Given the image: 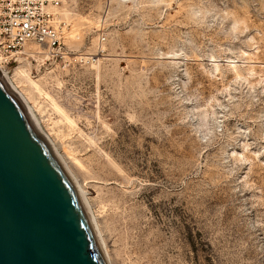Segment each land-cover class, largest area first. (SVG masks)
Listing matches in <instances>:
<instances>
[{"label":"rangeland","instance_id":"1","mask_svg":"<svg viewBox=\"0 0 264 264\" xmlns=\"http://www.w3.org/2000/svg\"><path fill=\"white\" fill-rule=\"evenodd\" d=\"M56 1L8 81L107 264H264V0Z\"/></svg>","mask_w":264,"mask_h":264},{"label":"water","instance_id":"2","mask_svg":"<svg viewBox=\"0 0 264 264\" xmlns=\"http://www.w3.org/2000/svg\"><path fill=\"white\" fill-rule=\"evenodd\" d=\"M0 264H104L53 149L1 72Z\"/></svg>","mask_w":264,"mask_h":264},{"label":"built area","instance_id":"3","mask_svg":"<svg viewBox=\"0 0 264 264\" xmlns=\"http://www.w3.org/2000/svg\"><path fill=\"white\" fill-rule=\"evenodd\" d=\"M56 0H0V72L9 73L11 62L26 44L60 47Z\"/></svg>","mask_w":264,"mask_h":264},{"label":"bare ground","instance_id":"4","mask_svg":"<svg viewBox=\"0 0 264 264\" xmlns=\"http://www.w3.org/2000/svg\"><path fill=\"white\" fill-rule=\"evenodd\" d=\"M5 77H6V79L8 80V75H6V74H4V73H2ZM20 98H21V96H20ZM21 100H22V98H21ZM23 101V100H22ZM26 106V105H25ZM30 112H31V110H30ZM28 113H29V111H28ZM30 114V113H29ZM31 117V116H30ZM32 118V117H31ZM34 123V122H33ZM34 125H35V123H34ZM35 127H37L36 125H35ZM38 128V127H37ZM36 128V129H37ZM39 129V128H38ZM37 129V130H38ZM52 148V147H51ZM53 149V148H52ZM54 151V150H53ZM54 153H56L55 151H54ZM56 155V154H55ZM56 157H57V159H58V161H59V163H60V165H61V168H62V170H63V172H64V174H65V176H66V178H67V180L69 181V183L71 184V186H72V188H73V190H74V192H75V194H76V196H77V198H78V201H79V204H80V206H81V209H82V211H83V213H84V215H85V217H86V219H87V222H88V224H89V227H90V229H91V232H92V235H93V238H94V241H95V244H96V247H97V249H98V251H99V253H100V255H101V257H102V259H103V261H104V264H107V262H106V258H105V251H104V249H103V244L101 243V240H100V238H99V241H98V239H97V236H96V234H95V231H94V229H93V225H92V223H91V219H90V216H89V214L87 213V210L85 209L86 207L84 206V204H83V201H82V199H81V197H80V195H79V193H78V191H77V189L75 188V186H74V184H73V181H72V179H71V177L67 174V172L64 170V168H63V164H62V162H61V160H60V158L58 157V155H56ZM100 243V244H99Z\"/></svg>","mask_w":264,"mask_h":264}]
</instances>
